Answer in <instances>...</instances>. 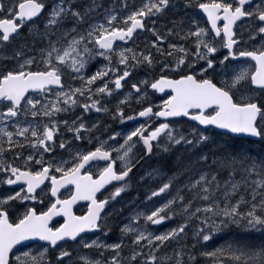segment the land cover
Segmentation results:
<instances>
[{"label":"snow or ice","instance_id":"snow-or-ice-1","mask_svg":"<svg viewBox=\"0 0 264 264\" xmlns=\"http://www.w3.org/2000/svg\"><path fill=\"white\" fill-rule=\"evenodd\" d=\"M0 264H264V0H0Z\"/></svg>","mask_w":264,"mask_h":264},{"label":"rangeland","instance_id":"rangeland-1","mask_svg":"<svg viewBox=\"0 0 264 264\" xmlns=\"http://www.w3.org/2000/svg\"><path fill=\"white\" fill-rule=\"evenodd\" d=\"M146 37H143V38H141V44H140V46L141 47H143V43H142V41L145 39ZM122 98V97H121ZM161 101L159 100V99H156V103H160ZM113 103H114V105H113ZM115 104H116V98H115V96L113 97V98H111V103H108V107L109 108H113L114 109V106H115ZM136 105V103H134L133 102V104H132V107L133 106H135ZM101 114H104V113H99V114H96V113H93V114H91L92 115V117H91V119H93V120H95L94 118H95V116H98V115H101ZM105 115V114H104ZM106 116H107V118H109V121H113L107 114H106ZM103 121H105V119L103 120ZM107 122V121H106ZM114 122V124H115V127H116V124H117V126L118 125H123V124H120L118 121H113ZM113 123H109V125H112ZM102 129L103 130H105V131H108V130H106V129H104L103 127H102ZM108 129V128H107ZM125 131V130H124ZM123 131V132H124ZM107 136H105V137H102V138H106ZM146 173V172H145ZM142 174V172L137 176V177H135L134 178V183H132V188H131V190H132V192L134 193V194H136V195H134V196H131V197H125V195H124V199H125V201H135V203H131V204H127V205H117V206H123L124 207V216L123 217H121L120 218V220H118V221H114L113 222V234L114 233H116L115 235L116 236H118L119 235V231H118V227H116V225L117 224H119V226L120 227H122L123 226V223H127V222H129L127 219H126V217H128V216H130L131 214H132V212H133V210H135L136 208H137V206H139V207H141V208H143V207H145V205L143 204V203H141V201H143L144 200V193H145V191L147 190V188H149L150 187V182L149 181H142V182H140V183H137L136 181H137V178L140 176ZM187 179V178H186ZM185 179V180H186ZM134 189H135V192H134ZM142 190V191H141ZM162 200V199H161ZM123 221L122 223L120 222V221ZM168 224H169V226H175V224L174 223H172V222H168ZM153 227H156V226H153ZM160 230H163V227L161 226V229ZM113 234H112V236H113ZM189 235H191V234H189ZM115 236V237H116ZM112 239H115V238H112Z\"/></svg>","mask_w":264,"mask_h":264},{"label":"bare ground","instance_id":"bare-ground-1","mask_svg":"<svg viewBox=\"0 0 264 264\" xmlns=\"http://www.w3.org/2000/svg\"><path fill=\"white\" fill-rule=\"evenodd\" d=\"M93 65L95 66V64H93ZM94 119L96 120V119H99V118H94ZM104 119H105V121H103ZM99 120H101L103 122L101 127H103L104 125H109V123H113L112 125H110V127L108 129H106L108 131H105L104 130V136L103 137L107 136V133L108 132H113L115 130V124H114L113 121H109V118L104 117V118H100ZM167 157H169V156H165L163 159H161L160 157L153 158V159H146L143 162V168H141L139 171H136V175L133 177V180L141 172L142 173H145L147 171H151L152 168H154V167H160L161 165H163V169L166 170L168 174H171L170 171H169V169L167 168L168 166H166V163L168 161V158ZM186 178L187 177L185 176L182 179L185 180ZM132 183H134V181H132ZM149 184H150V187H156L157 186V183L156 182H151ZM134 192H135V189H134ZM190 241L191 240L189 239L188 243H190Z\"/></svg>","mask_w":264,"mask_h":264},{"label":"trees","instance_id":"trees-1","mask_svg":"<svg viewBox=\"0 0 264 264\" xmlns=\"http://www.w3.org/2000/svg\"><path fill=\"white\" fill-rule=\"evenodd\" d=\"M168 158V161L166 163V166H168L167 168L169 169L170 173L176 171V166L174 165V160H175V155H171ZM187 159H189V157L187 155L184 156V161H186ZM183 164V161H181V166ZM191 244V241L189 243V245Z\"/></svg>","mask_w":264,"mask_h":264},{"label":"flooded vegetation","instance_id":"flooded-vegetation-1","mask_svg":"<svg viewBox=\"0 0 264 264\" xmlns=\"http://www.w3.org/2000/svg\"><path fill=\"white\" fill-rule=\"evenodd\" d=\"M259 39V38H258ZM94 68H95V66L94 65H92V67L90 68L91 70H94Z\"/></svg>","mask_w":264,"mask_h":264},{"label":"water","instance_id":"water-1","mask_svg":"<svg viewBox=\"0 0 264 264\" xmlns=\"http://www.w3.org/2000/svg\"><path fill=\"white\" fill-rule=\"evenodd\" d=\"M82 203V202H81ZM57 219H62V218H57Z\"/></svg>","mask_w":264,"mask_h":264}]
</instances>
